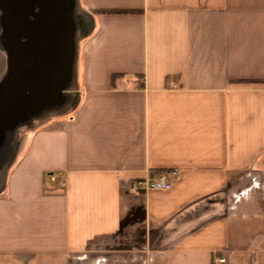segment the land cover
<instances>
[{
    "label": "crops",
    "instance_id": "obj_1",
    "mask_svg": "<svg viewBox=\"0 0 264 264\" xmlns=\"http://www.w3.org/2000/svg\"><path fill=\"white\" fill-rule=\"evenodd\" d=\"M0 29V264H264V0H0Z\"/></svg>",
    "mask_w": 264,
    "mask_h": 264
},
{
    "label": "built area",
    "instance_id": "obj_2",
    "mask_svg": "<svg viewBox=\"0 0 264 264\" xmlns=\"http://www.w3.org/2000/svg\"><path fill=\"white\" fill-rule=\"evenodd\" d=\"M49 177L55 180L56 177L59 179L61 186L66 185V174L59 173L57 176L54 173H50ZM180 177L179 168H171L162 170L156 174H151L142 178H136L131 181V186L135 192H147L151 190H168L173 187L175 180ZM227 257L225 254L216 255L213 259L212 264H226Z\"/></svg>",
    "mask_w": 264,
    "mask_h": 264
},
{
    "label": "rangeland",
    "instance_id": "obj_3",
    "mask_svg": "<svg viewBox=\"0 0 264 264\" xmlns=\"http://www.w3.org/2000/svg\"><path fill=\"white\" fill-rule=\"evenodd\" d=\"M79 17H83V15L82 14H80L79 15ZM83 20V18H80L79 19V21L81 22ZM77 29V32H78V39L80 40L81 39V37L83 36V32H80L81 30L80 29H82L81 27H79V29H78V27L76 28ZM1 30V29H0ZM2 31V30H1ZM11 68H12V66H11ZM11 68H10V72H11ZM11 79V77H9V80ZM18 81V78L17 77H13L12 78V80H11V83L13 82L14 84H16V82ZM19 81H20V76H19ZM19 81H18V83H19ZM73 83V82H72ZM73 85V84H72ZM75 103V102H74ZM58 113V112H57ZM53 116V115H52ZM46 118L47 117H40V119H38V121H36V122H34L36 125L37 124H40V123H42L43 122V120H46Z\"/></svg>",
    "mask_w": 264,
    "mask_h": 264
},
{
    "label": "trees",
    "instance_id": "obj_4",
    "mask_svg": "<svg viewBox=\"0 0 264 264\" xmlns=\"http://www.w3.org/2000/svg\"><path fill=\"white\" fill-rule=\"evenodd\" d=\"M119 77H120V75H118V74H114V75L112 76V84H113V86H115V84H116V80H117Z\"/></svg>",
    "mask_w": 264,
    "mask_h": 264
}]
</instances>
